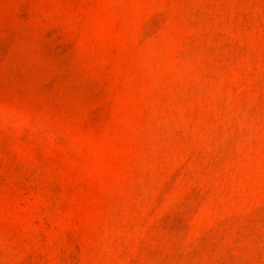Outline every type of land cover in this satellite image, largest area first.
<instances>
[{
  "label": "rangeland",
  "instance_id": "obj_1",
  "mask_svg": "<svg viewBox=\"0 0 264 264\" xmlns=\"http://www.w3.org/2000/svg\"><path fill=\"white\" fill-rule=\"evenodd\" d=\"M0 264H264V0H0Z\"/></svg>",
  "mask_w": 264,
  "mask_h": 264
}]
</instances>
